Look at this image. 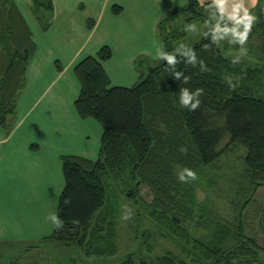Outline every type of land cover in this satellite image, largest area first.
<instances>
[{
  "label": "trees",
  "instance_id": "16d2710c",
  "mask_svg": "<svg viewBox=\"0 0 264 264\" xmlns=\"http://www.w3.org/2000/svg\"><path fill=\"white\" fill-rule=\"evenodd\" d=\"M261 1L254 8L258 14L263 10ZM210 3L187 0L158 24L163 50L174 53L181 43L187 44L210 69L201 73L198 66L181 59L175 71L191 77L188 84L176 80L173 70L161 61L134 86H111L102 65L112 56L108 46L75 66L79 82L75 110L80 118L94 119L101 126L100 149L95 160L62 157L64 186L56 215L64 227L54 228L48 240L73 246L86 258L116 259L119 264H264V245L247 233L243 219L251 201L243 204L234 223L212 217L206 201L197 198L206 168L237 146L245 150L243 176L253 193L264 186V18L254 26L247 43L254 61L233 66L232 58L211 44L209 36L191 41L184 31L185 24L209 21L205 6ZM32 6L37 11L53 10L51 0H32ZM120 11L113 6L115 14ZM206 44H211L209 50L204 49ZM224 48L238 49L228 43ZM34 51L30 30L14 0H0V126L6 129L11 126ZM229 77L233 83L240 78L235 91L229 88ZM182 88L204 90L196 111L180 107ZM181 147L187 148L186 155ZM185 167L199 179L179 182L177 174ZM142 188L148 190L149 201L144 200ZM125 202L142 207L137 214L132 212V221L136 218L141 224L138 213L143 212L157 228L158 238L174 248L166 245L163 254L154 255L153 246L146 243L147 254L118 256V227ZM258 215L264 234L263 206ZM159 245L163 247L162 242Z\"/></svg>",
  "mask_w": 264,
  "mask_h": 264
},
{
  "label": "crops",
  "instance_id": "0c3cea01",
  "mask_svg": "<svg viewBox=\"0 0 264 264\" xmlns=\"http://www.w3.org/2000/svg\"><path fill=\"white\" fill-rule=\"evenodd\" d=\"M51 1L48 12L33 9L32 0H14L35 51L11 126H0V259L7 246L29 251L54 242L47 239L54 230L47 217L57 214L62 157L95 160L99 155L101 126L75 110V66L108 46L112 56L102 65L111 86H134L161 62L159 21L187 0ZM256 4L245 0L250 11ZM113 6L121 11L115 14Z\"/></svg>",
  "mask_w": 264,
  "mask_h": 264
},
{
  "label": "rangeland",
  "instance_id": "374dc122",
  "mask_svg": "<svg viewBox=\"0 0 264 264\" xmlns=\"http://www.w3.org/2000/svg\"><path fill=\"white\" fill-rule=\"evenodd\" d=\"M262 13L258 14L254 9L251 10L253 15L259 18V21L264 18V0L261 1ZM198 31L195 33H188V38L191 41L199 39L201 36L209 32V24L200 23L196 24ZM224 41L219 44L226 57L233 58L238 55V49L229 48L225 49ZM257 58V57H256ZM254 61L251 55L243 57L242 60ZM250 63V62H248ZM252 65V64H251ZM245 150L242 147H235L230 153L223 155L215 164L207 167L205 177H203V185L197 189V198L200 202L206 201V207L213 211V215L226 218L229 222H238V215L241 211L243 204L246 201H251L245 211L244 221L247 223V233L256 237L260 246L264 245V234L259 230L258 218L260 208L264 207V186L260 187L255 194L252 187L244 178V163L243 158ZM141 193L145 201L150 200V194L146 188H142ZM125 204V205H124ZM125 206L137 214L139 210L137 205H129L127 202L123 203L121 216L124 214ZM142 208V207H141ZM140 208V209H141ZM245 209V210H246ZM141 211V210H140ZM248 213V214H247ZM142 217V223L139 221L131 220L129 222L123 221L120 218L118 227V256L124 257L131 252L147 254L148 249L144 246L146 243L153 246L151 252L154 255H160L167 249H173L170 244H166L164 239L158 238V230L154 227L151 219H149L143 212L138 213ZM215 217V216H214ZM217 218V217H216ZM144 221V222H143ZM125 224H129V226ZM122 227V228H121ZM121 228V229H120ZM127 230H130L129 233ZM135 236L133 239L130 235ZM129 236V237H128ZM163 243V247L159 245ZM21 246H7L3 248V257L0 259V264H119L116 259H103V258H86L75 247H68L55 243L45 242L41 243L29 251L21 249Z\"/></svg>",
  "mask_w": 264,
  "mask_h": 264
},
{
  "label": "clouds",
  "instance_id": "9594fccd",
  "mask_svg": "<svg viewBox=\"0 0 264 264\" xmlns=\"http://www.w3.org/2000/svg\"><path fill=\"white\" fill-rule=\"evenodd\" d=\"M255 3L256 0H253V4ZM205 10L209 15V32L205 35L210 37L211 44L219 46L221 42L226 41L230 46H237L239 54L231 59V64L233 66L240 64L242 58L248 55L247 43L254 26L259 22V18L251 13L249 7L245 6V0H211V3L205 6ZM184 31L195 33L198 31L197 25L195 23L185 24ZM211 44L204 45V49L209 50ZM157 57L166 63L167 69L173 70L176 80L182 79L185 84L190 82L191 77L185 76L181 71H175L176 66L181 63V59L192 67L198 66L201 73L210 71L204 60L197 57L195 50L184 43L176 47L174 53L163 49L158 50ZM239 80L240 78L237 77V82L233 83L231 77L227 78L230 90H236L239 86ZM203 94L202 88H197L195 91L189 88L180 89V107L189 111H196L201 105L200 97ZM180 151L185 155L188 152L186 147H181ZM177 179L181 183H189L198 180L199 177L194 170L185 167L177 174ZM47 219L51 221L56 230L64 227L63 220L56 214L50 215ZM121 219L123 221L133 219V213L127 206H125Z\"/></svg>",
  "mask_w": 264,
  "mask_h": 264
}]
</instances>
